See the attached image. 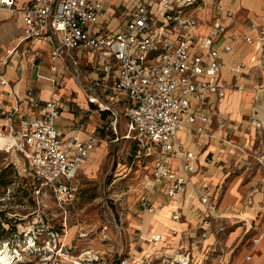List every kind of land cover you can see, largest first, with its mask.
<instances>
[{
  "label": "built area",
  "instance_id": "2783aa9c",
  "mask_svg": "<svg viewBox=\"0 0 264 264\" xmlns=\"http://www.w3.org/2000/svg\"><path fill=\"white\" fill-rule=\"evenodd\" d=\"M108 3L109 0H31L20 6L16 0H0V8L23 23L20 42L50 43L51 60L63 63L89 105L108 114V126L114 135L112 142L119 146L120 140L129 141L130 161L124 176L134 168H142L140 207L147 211L162 207L153 203L152 193L158 187L165 188L167 200H182L198 219L195 246L213 237L203 264H227L223 242L225 217L214 198L215 189L206 181L191 182L197 157L183 147L177 136L182 126L189 134H202L212 121L219 129L227 125L223 114L214 110L211 102L212 98L224 97L229 88L220 80L223 64L219 58L230 46L221 50L216 46L228 28L220 17L221 0H134L116 29L104 27L102 22L113 16ZM204 9L212 13L213 21L207 33L198 36L192 32L198 25L195 12ZM170 25L180 29L173 39ZM238 38L249 44L264 41V11L260 20L250 21ZM15 48L6 50L0 60V85L8 83L3 68ZM88 51L93 54L91 71L100 75L90 80L82 77L77 59ZM261 52L253 65L240 64L231 69L233 74H248L252 70L259 80L262 95L253 98L252 108H260L261 114H253L249 119L258 132L264 129L262 47ZM51 83L59 84L55 77ZM230 88L242 90L234 84ZM17 102L7 116L9 124L4 134L12 143L5 149L23 157L20 172L30 178L34 196L48 194L64 208L79 194L78 174L99 136L90 134L85 139L68 136L56 125L60 114L58 103L40 99L31 88ZM171 158L177 161V169L171 166ZM109 173L115 175V168ZM171 217L181 223V208L176 207ZM159 240V234L152 237L155 245ZM252 243H264V232H257ZM162 259L164 264H191L188 253ZM117 264H128V260L119 259Z\"/></svg>",
  "mask_w": 264,
  "mask_h": 264
},
{
  "label": "crops",
  "instance_id": "0c3cea01",
  "mask_svg": "<svg viewBox=\"0 0 264 264\" xmlns=\"http://www.w3.org/2000/svg\"><path fill=\"white\" fill-rule=\"evenodd\" d=\"M29 1L31 0H16L20 6ZM133 2L134 0H109L107 7L113 16L102 20L104 27L110 29L119 27ZM221 3L223 10L220 17L228 28L218 39L216 46L220 50L226 45L230 46V50L222 51L219 58L223 64L220 80L229 88L226 89L224 97L218 100L212 98L211 102L214 110L223 114L227 125L219 129L215 121H212L202 134H189L186 127L182 126L177 136L183 147L197 157L191 182L206 181L215 189L214 198L218 200L219 209L225 217L224 246L227 264H264V243L255 245L250 242L251 237L257 232H264V129L258 132L249 120L251 115L261 114L260 108H252V101L254 97H260L262 94L258 90L259 80L255 77L254 71L251 70L248 74H233L231 71L240 64L253 65L262 53L261 47L264 49V41H261V44L258 42L249 44L238 38L247 30L250 21L260 20L264 11V0H221ZM195 16L198 25L192 32L203 36L212 24L213 15L204 9L196 11ZM23 28L20 20L0 8V60L6 50L16 47L8 64L3 68V75L8 83L0 85L2 150L8 144L7 135L4 134L9 124L7 116L17 107V98L24 96L26 90L31 88L40 99L55 100L60 110L56 125L68 136L74 135L79 139H85L90 134L99 136V141L91 153L97 164L88 167L87 171H94L98 167V163L100 164L109 153H106L108 142L112 144L110 154L112 164L109 171L115 168L113 176L116 177L118 174L120 176L117 178L121 179L119 194L125 197L122 199L125 211L121 216L129 221L132 228L129 227V223L128 228L141 234V230L150 232L151 236L161 234L162 243L154 245V249L159 248L156 252H159L160 256L172 258L177 253L181 255L188 253L191 262L194 261L193 264L203 261L214 241L213 237L209 236L200 245L195 246L194 238L199 231L198 219L182 200H167L163 187H158L157 191L152 193L153 203L162 204V207L157 208L161 209L157 211L159 215L144 213L147 210L139 205L142 180L134 185L130 182L131 173L124 176L130 158L127 155V162H120L124 160L118 147L121 141L125 140H120L119 146L112 142L114 135L108 126V114L89 105L74 77L64 69L63 63L61 61L54 63L51 60L49 42H20ZM168 29L171 39L180 30L174 25H170ZM250 34L256 38L253 32ZM77 59L84 79L90 80L100 76L91 71L90 63L93 60L91 52H84ZM54 77L59 82L57 86L51 83ZM233 84L242 90L230 88ZM23 108L25 112H30L26 106ZM19 126L17 125L18 128ZM108 132L110 136L107 135ZM120 132L121 134L124 132L123 121L120 124ZM125 142H128L129 146V141ZM12 157L21 169L24 164L23 157L13 153ZM169 162L177 169L178 163L175 159L171 158ZM118 166L122 168L118 169ZM176 207L181 208V223H175L171 217Z\"/></svg>",
  "mask_w": 264,
  "mask_h": 264
},
{
  "label": "rangeland",
  "instance_id": "374dc122",
  "mask_svg": "<svg viewBox=\"0 0 264 264\" xmlns=\"http://www.w3.org/2000/svg\"><path fill=\"white\" fill-rule=\"evenodd\" d=\"M128 147V142L121 141L118 150L124 161L120 162H127ZM112 148L108 142V155L89 172L88 167L97 164L90 155L78 175L77 198L61 208L53 196H34L30 178L20 172L12 152L0 145V250L10 257L3 264H73L74 260L117 264L119 259H127L128 264H164V257L156 252L159 248L154 249L147 240L152 237L150 232H135L121 216L125 197L119 194L121 179L117 178L122 170L116 177L109 173ZM141 170L137 167L131 172V184L141 181ZM200 261L198 264H203L204 260Z\"/></svg>",
  "mask_w": 264,
  "mask_h": 264
},
{
  "label": "bare ground",
  "instance_id": "6f19581e",
  "mask_svg": "<svg viewBox=\"0 0 264 264\" xmlns=\"http://www.w3.org/2000/svg\"><path fill=\"white\" fill-rule=\"evenodd\" d=\"M5 137V136H4ZM7 139H8V144L7 145H5V147L3 148V150L5 149V148H8L9 147V145H11V143H12V141L10 140V138L9 137H6ZM91 156H92V154H91ZM87 161V160H86ZM85 161V162H86ZM158 210H161V209H155L154 211H146V212H144V213H148V214H151V215H159V212H157ZM143 213V214H144ZM175 223H177V222H175ZM143 231V230H142ZM156 235H158V234H156ZM156 235H154V236H156ZM160 235V240L157 242V244L156 245H158V244H161L162 243V235L161 234H159ZM153 237V236H152ZM152 237L150 238V239H147L149 242H151L153 245H155L153 242H152ZM141 239H144V238H141ZM6 250H3V251H1L0 250V264H3V263H5L8 259H10V257H9V255H8V253H6L5 252ZM61 255V254H60ZM66 256V255H65ZM73 264H81V263H79L78 261H75L74 260V263Z\"/></svg>",
  "mask_w": 264,
  "mask_h": 264
}]
</instances>
